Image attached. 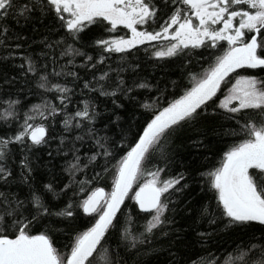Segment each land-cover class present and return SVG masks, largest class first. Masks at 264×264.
<instances>
[{"label":"snow or ice","instance_id":"6c2138e0","mask_svg":"<svg viewBox=\"0 0 264 264\" xmlns=\"http://www.w3.org/2000/svg\"><path fill=\"white\" fill-rule=\"evenodd\" d=\"M48 17L50 34L64 35L45 37L39 53H25L27 37L12 22ZM124 29L131 35L117 34ZM86 34L89 41L83 44ZM141 47L150 59L187 58L189 66L196 49L219 54L210 55L200 72H189L187 85L171 81L169 92L159 82L125 80L124 65L132 64L127 57L135 59ZM18 52L23 62L12 65L17 75L0 74V188L15 184L29 191L25 200L18 192L0 191V264H161L165 251L163 264H187L171 239L175 220L168 215L176 211L173 197L188 188L182 183L187 173L172 175L174 145L195 134L189 142L207 148V130L212 127L216 134L218 126L209 124L210 117L234 122L225 135L239 139L226 146L218 167L201 173L216 207L201 206L200 219L214 230L197 232V242H210L220 224L225 232L249 228L252 222L264 226V76L239 74L264 71V0H0V65L14 61ZM114 54H119L115 68L108 64ZM76 68L91 69V79ZM78 87L87 96L72 110ZM138 90L157 95L142 102ZM33 94L40 102L25 107ZM97 96L110 99L114 109L125 108L121 98L134 111L138 105L143 112L132 123L140 120V126L135 132L131 124L121 128L119 139L107 135L121 117L98 127L108 109L99 110ZM57 140L56 154L71 156L63 168L67 183L59 191L48 183L41 191L33 186L31 153ZM13 146L21 152L18 164ZM109 173L106 191L99 185ZM49 193L56 199L67 196L58 211L45 201ZM129 200L144 217L142 223ZM58 234L68 243L57 247ZM165 238L167 248L157 247ZM253 249L261 258L251 264H264V244L251 243L248 251ZM204 252L192 264H220L213 253Z\"/></svg>","mask_w":264,"mask_h":264},{"label":"trees","instance_id":"16d2710c","mask_svg":"<svg viewBox=\"0 0 264 264\" xmlns=\"http://www.w3.org/2000/svg\"><path fill=\"white\" fill-rule=\"evenodd\" d=\"M12 27L16 32L21 36L27 37L26 42L23 45V51L31 53H39L43 44L41 43L45 37H48L49 40H58L60 36H63L64 33L61 31L59 34L52 35L49 32V28L53 27V21L51 17L41 20L34 19L28 22H25L21 19L19 24L12 22ZM122 27V26H121ZM95 32L96 30L93 29ZM128 33L127 29L117 33L118 35H124ZM89 35L86 34L83 37V44H87L89 41ZM71 43V41H68ZM156 43V42H153ZM224 47H227L226 42ZM83 44H77L76 47H83ZM85 51H88L95 55V51L91 48H85ZM222 51V49H221ZM219 52H215L207 49H196L195 53L191 56V65L189 66V61L187 58H165L163 60H157L155 58L150 59L148 55H145L143 47L137 53H135V59L133 56L127 57L129 61L132 62L131 65H124L127 71L123 72L125 80L131 84L133 79H146L152 84L159 82V87L164 88L168 87V91L172 92L171 81H177L184 85H187L188 73L189 72H200L203 68L208 67L210 60L207 58L210 55H218ZM57 55H59V49L57 50ZM67 58L61 60V63H66ZM119 61V54H114L113 58L108 61V64H111L113 68L117 66L116 62ZM23 61L19 59V52L17 53V58L14 61H10L3 65H0V74L7 72L9 76L17 75V69L12 67L13 64L19 65ZM76 65L82 63L80 57H76ZM138 63L140 67L134 70V64ZM79 71L80 75L84 79H91V69L86 73L81 68L74 69ZM99 72H97V75ZM240 75H258L264 76V71L259 69L249 70L247 72H240ZM234 81V79H233ZM62 82V81H61ZM3 81L0 80V84ZM82 83V82H81ZM71 86V85H70ZM35 93L36 90L33 89ZM77 94L73 97V104L70 105V109L74 110L77 103L86 98L87 93L84 96L80 95V88L76 89ZM137 95L139 99L143 102L145 98L151 99L157 95L155 90L150 93L147 90H138ZM96 103L99 106L101 112L105 108L108 109V112L102 118L98 127H103L104 123H107L109 120L115 121L116 116H120L121 120L119 126L115 123L110 125V130L107 135L115 136L116 139H119V132L121 128L127 129L129 125H132V131L135 132L136 128L140 126L141 121L137 120L135 124L132 123L133 116L139 117L143 112V109H140L137 105L135 111L133 105L127 101L120 99V102L125 105L124 109H114L110 99L105 97H95ZM39 96L36 94L30 95L26 101L25 107L39 103ZM211 111V109L209 110ZM115 112V115H113ZM210 125H218L216 127V134L213 133V128L209 127L207 130L204 146H193L189 141L190 139L196 138L195 134L191 137H184L182 140H177L174 146L177 147V162L173 167L172 175H175L178 172L187 173L186 179L182 183H186L188 188H186L183 194H177L173 197L176 201L174 205L176 211L174 213H168V215L173 216L175 223L171 226L173 230L172 240H175L176 247L180 249L183 254L187 264H192V261L197 260L200 256L204 255V249L214 254L215 258L220 261V264H251L253 260H259L260 254L256 249H253L251 252L248 251V247L251 243L264 244V226L258 225L257 222H252V226L249 228H240L237 227L230 231H223V224L219 225V231L212 237V240L204 245L197 242L196 233L203 231H213L214 229L210 227L207 221L200 219V208L202 205H210L212 210H215L216 201L213 198V192L208 188L206 180L201 176V173H206L212 168L218 167L221 157L223 155V150H226V146L236 142L239 138L229 135H225V132L228 128L234 127V122L227 121L225 122L222 117L217 116L215 118H209ZM62 128L61 124H57L56 131L60 132ZM0 134L2 130H0ZM103 134V133H101ZM58 140L52 142L50 145L45 147H40L34 149L31 153V161L33 167V186L37 189L43 190V185L52 183L54 187L59 191L65 183H67V173L63 171L65 166V160L71 159V156L64 157L63 155L56 154V147ZM79 146V145H77ZM15 152V160L18 164L21 159L20 149L16 146H13ZM86 150V149H85ZM51 152L52 155L49 156L48 153ZM123 155V153H121ZM207 157V159H205ZM101 163L103 161L101 160ZM16 173L18 174L20 169L16 167ZM97 171H100L97 168ZM17 180L19 176L17 175ZM79 178L83 179L82 176ZM105 187L106 191H110L111 187V173L105 178V180L99 185ZM0 191H11L18 192L19 198L25 200L28 195V187L20 186L17 187L15 184L11 189L0 188ZM68 195H71L69 193ZM45 201L49 204L50 208L53 211H58L64 206V203L67 200V196L60 197L56 199L52 194L45 195ZM129 207H133L132 201L126 202ZM133 215L138 217L140 223L143 222L144 217L139 216L133 207ZM77 223L83 225L84 221L79 220ZM64 227V225H60ZM80 230H83L82 228ZM142 230V229H141ZM176 236H181L183 239L176 240ZM255 237V239H253ZM57 247L68 243L67 237L62 234L56 236ZM163 245L167 248L169 244V239L165 238L157 242V247ZM187 245V246H186ZM218 245V246H217ZM239 246V247H238ZM63 251V249H61ZM167 252H161L159 255V260L161 264L167 258Z\"/></svg>","mask_w":264,"mask_h":264},{"label":"rangeland","instance_id":"374dc122","mask_svg":"<svg viewBox=\"0 0 264 264\" xmlns=\"http://www.w3.org/2000/svg\"><path fill=\"white\" fill-rule=\"evenodd\" d=\"M127 31H128L127 35L130 36V35H131L130 31H129V30H127ZM234 82H235V80L233 81V83H234Z\"/></svg>","mask_w":264,"mask_h":264}]
</instances>
